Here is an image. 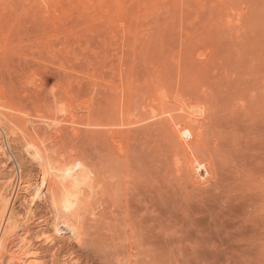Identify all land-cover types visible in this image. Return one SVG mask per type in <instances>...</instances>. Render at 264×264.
I'll return each mask as SVG.
<instances>
[{
  "label": "rangeland",
  "instance_id": "obj_1",
  "mask_svg": "<svg viewBox=\"0 0 264 264\" xmlns=\"http://www.w3.org/2000/svg\"><path fill=\"white\" fill-rule=\"evenodd\" d=\"M0 116V189L18 183L39 263L264 264V0H0ZM25 144H57L56 174ZM78 173L80 241L52 247L50 190Z\"/></svg>",
  "mask_w": 264,
  "mask_h": 264
},
{
  "label": "bare ground",
  "instance_id": "obj_2",
  "mask_svg": "<svg viewBox=\"0 0 264 264\" xmlns=\"http://www.w3.org/2000/svg\"><path fill=\"white\" fill-rule=\"evenodd\" d=\"M31 83H32V81H31ZM32 85L35 86L36 84H32ZM35 88L36 89H34V87L31 88V86H30L31 91H33V89L37 90L38 88H41V86L36 85ZM28 89L29 88H27L26 90H28ZM34 94H36L35 91H34ZM34 94H31V95H34ZM61 111L63 113L65 112L63 110H61ZM61 111H59V112L62 113ZM197 111L199 112L200 115H202L204 113L201 110V108H193V110L191 111L192 116H194V114H196ZM171 119H174V120L176 119V123L174 120H173L174 122L171 120L170 123L173 122L174 124H177L179 126V124L177 122V120H179V119L173 118V117ZM2 123H3V120L0 116V131H2V133H4L3 131L5 129L4 130L2 129L4 127ZM60 123L61 122H57L56 120L43 122V124H45L47 126V128H44V130L45 129L55 130L56 133H58L62 130ZM6 125H7V123L5 124V126ZM71 125H73V124H71ZM40 127L41 126H35L34 128L37 129V131H39V130L41 131ZM174 127H176V126H174ZM45 131H43V132H45ZM11 132H13V130ZM178 132L180 134L178 133L179 136L177 134V136H178L177 138L180 139V142L183 144V146L188 145L190 143V140L192 139V135H191L190 130L186 128V129H182ZM2 133H1V135H2ZM4 134H5L4 137L6 138L5 144H7L8 148H9V145H8L9 134L8 133L7 134L4 133ZM15 134H17V132H13L12 135L11 134L10 135L15 136ZM73 135H75V137H76L77 133H73ZM14 136H13V138H14ZM22 137H25V136L23 135ZM52 137H54V136H52ZM56 137H54V138H56ZM75 137H73V139ZM14 139H16V138H14ZM25 139H26V137H25ZM50 139H52V138H50ZM16 140H18V139H16ZM70 140H72V138ZM70 140L68 139L69 143L73 142V141L70 142ZM76 140L77 139H75L74 142H76ZM5 144L3 143V141L0 142V156H6L7 157L8 156V155H6L7 152L4 149ZM27 145H30V144L28 143ZM27 145L25 144V147H26L25 151H27L25 153H28L27 154L28 157H31V160L33 162H35L38 166H40L41 169L48 171V173L52 176L55 175L56 172H55V168H54V163H52L53 162L52 161L53 160L52 159L53 158L52 157V150H53L54 154H57V151H58L57 146L58 145L53 144L52 149H50L51 146L47 145L50 147L49 148L46 146V144L42 145V146L41 145H35L32 148H28ZM62 150H64V148ZM78 167L81 168L82 166L79 165ZM192 167H193L192 168L193 178H197L198 180L200 179L199 181H204V180L206 181V178H208L210 171L208 169H206V167L203 164H200L199 161H198V163H196V161H194ZM21 170H22V168H21ZM20 175H22V174H20ZM11 181H9L10 182L9 185L6 184V187L5 188L3 187V190L0 189V191L2 190L0 192V264H41L38 262L39 257L36 255L38 257L37 258L34 255L37 252V251L36 252L34 251V250H37L36 245H33L30 243V241H28V239L23 234L24 233V231H22L23 228L21 229L18 226L16 213L14 214V209H13L14 207L12 204V202H13L12 197H13L14 192L16 190L15 184L17 182L15 183L14 179H13V182H11ZM88 181L89 180L85 176V174L78 173V174H75L67 182L61 181V183L57 187V189H59L58 191L60 193L57 192V189L50 190V199H51L50 201H52V202H50V204L52 203L51 205H52L53 210L55 211V212H53L55 216L53 218L54 223H53V225L51 224L53 226L52 228H48L49 226L47 227L48 222L45 224L47 228L44 229V227H43V229L45 231L42 232L41 237L45 243L51 245L52 247H55L56 243H57V239H58V237H60L61 234H63V235L68 234L70 236L69 238L74 239L75 241H77V243L80 241V238H81L80 230L76 226V223H75L76 220L74 221V219H77L76 217L78 215L83 214L82 213L83 207L81 208V204L84 201L83 200L85 197L84 195L89 194L87 192L88 189H89V192L92 193V191H90V189H92V187L93 188L97 187V186H95L94 183H92L90 181L88 182ZM22 182L20 181V183H22ZM93 184L95 187L93 186ZM19 187H20V189L18 190V192L22 191V190L28 191L31 188V182H24V185L22 183L19 185ZM92 190H94V189H92ZM85 192H87V193H85ZM83 193H85V194H83ZM93 194H94V192H93ZM80 197H82V198H80ZM80 216H78V217H80ZM39 236H40V234H39ZM39 236H37V238H39ZM130 249H131V246L128 245V246L124 247L123 251H125V250L127 251ZM127 257L125 259L118 258L117 259L118 264H130L129 259ZM70 258L71 257L69 256V259ZM71 259H70V262H72V260H73V259L72 260ZM68 262L69 261H67V262L64 261V264H68Z\"/></svg>",
  "mask_w": 264,
  "mask_h": 264
}]
</instances>
